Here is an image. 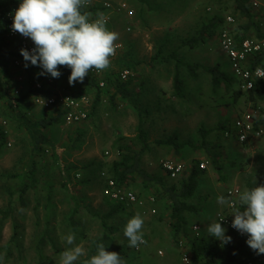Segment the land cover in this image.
<instances>
[{
	"label": "rangeland",
	"instance_id": "rangeland-1",
	"mask_svg": "<svg viewBox=\"0 0 264 264\" xmlns=\"http://www.w3.org/2000/svg\"><path fill=\"white\" fill-rule=\"evenodd\" d=\"M102 1L96 2L101 5ZM111 2L116 7L125 2L128 8L110 13L107 27L119 34L117 41L122 43L125 55L122 61L112 60L109 68L118 70L120 62L131 68L134 72L128 86L131 94L117 93L112 101V88L103 90L95 110L81 125H66L60 121L44 128L27 121L21 126L11 116V108L4 106L2 109L7 118V134L0 148V220L4 211L8 216L0 223V264H60V253L71 247L63 239L70 232L75 234V243L87 253L92 239L103 232L102 215L115 205L102 193L100 173H111L112 162L121 157L119 143L123 144L126 138L136 135L140 121L148 132L151 149L144 155V165L152 172V177L129 182L128 186L136 191L141 202L126 205L113 217L106 218L118 228L115 240L128 246V255L123 258L126 264H180L178 240L173 237L169 224L168 202L159 201L156 192L164 183L177 184L201 160L209 159L210 164L198 176L196 190L189 199L193 209L187 211L186 216L192 236L204 235L221 243L206 231L210 222L218 221L216 213L225 207L217 203V197H226V191L232 185L243 191L264 184V138L242 144L234 137L225 136L220 127L257 107L249 99L248 92L238 91L237 82L231 87L221 85L214 90L210 75L202 67L197 68L194 76L185 65L219 63L230 73L229 59L219 49L215 36L194 45L186 41L198 36L202 26L214 16L222 18L217 31L224 26L228 14L236 17L235 28L244 25L247 20L238 12L236 1ZM260 2V9L252 11L259 24L264 21V0ZM128 11L132 14L129 15ZM101 13L108 12L104 9ZM128 21L131 22V31L125 29ZM235 28L233 31L236 32ZM173 51L177 52L181 63L169 57ZM176 67H179L183 79L181 96L174 93ZM32 74V69L24 65L15 66L9 61L5 68L0 64V80L10 90L18 88L21 93H26ZM258 104L264 108V103ZM20 108L35 121L53 113V110L36 104L33 96L23 99ZM204 132L208 144L220 153L219 163L223 167L220 173L213 168L212 159L202 146ZM40 133L48 141L41 142V149L35 150ZM172 135L179 150L158 142ZM8 141L11 146L7 145ZM168 156L184 160L187 169L176 177L159 176L164 171L159 161ZM78 172L80 176L76 177ZM25 185L28 189L20 197ZM71 195L80 204L75 223L70 218L75 208ZM151 196L156 201L151 203ZM151 206L157 209L156 213L148 212ZM137 212L144 219L142 231L146 243L132 248L123 234L124 225ZM202 216L206 217L205 221L200 220ZM196 223L201 227L198 234L193 229ZM225 229L226 236L235 237ZM48 231L51 239L41 250V262L38 241ZM84 257L76 264H83Z\"/></svg>",
	"mask_w": 264,
	"mask_h": 264
},
{
	"label": "trees",
	"instance_id": "trees-1",
	"mask_svg": "<svg viewBox=\"0 0 264 264\" xmlns=\"http://www.w3.org/2000/svg\"><path fill=\"white\" fill-rule=\"evenodd\" d=\"M238 12L241 13L245 18L246 22L244 25H237L236 36H244L251 29H256L257 34H261V23L259 24L254 20V15L251 12L250 6L247 4L246 0H235ZM13 3L10 0H0V9H6L8 5ZM104 7L99 6H85L82 11L88 12L91 16H95L99 14ZM106 10V9H105ZM222 18L214 16L208 23L204 24L198 34V36L193 37L186 41L187 44L194 45L196 42L200 40H206V38H212L217 33V28L221 25ZM109 23H107L108 25ZM238 27H240L238 29ZM235 28V30H236ZM125 53L120 55L116 60L123 59ZM20 52L15 50L14 41L10 40L6 36V29L4 21L0 16V64L7 68L8 62L11 61L13 64V60L15 57H21ZM169 57L176 59L181 63V60L177 56V52L173 51ZM166 59V57H164ZM122 61V60H121ZM121 66L118 70H115L114 67L108 68L105 73V80L107 82V86L105 88H100L99 86V78L90 70L89 74L85 77L83 82H75L74 86L69 85L68 77L70 76L71 69L66 66H58V70L61 72V76L59 78H55L58 84L65 86L67 89H70L75 94L80 93H93L94 103L91 113L95 110L99 100L100 95L103 90H109V87L112 88V95L110 99L113 101L117 93L127 96L131 94L130 89L128 88L131 79L127 81H121L119 79V70L126 67V64L120 62ZM190 72L195 76L196 70L199 67H202L209 75L211 86L214 90L218 89L221 85H225L226 87H231L235 83V79L233 76L223 69L219 63H215L214 65H202L200 63L196 64H185ZM261 65L264 67V51L257 53L252 61V66ZM129 67V66H127ZM29 87L26 93H21L17 97V106H13L7 103V106L11 108V110L16 109V115L13 116L16 121L23 126L25 123L31 122L33 125H40L44 128L49 127L54 124L60 123L62 121V114L57 113L47 118H41L38 121H35L28 117L25 111H22L20 108V103L23 99L33 96L38 90L33 87V74L32 77L29 78ZM8 86V85H7ZM6 84L0 80V95H7L10 91ZM173 86L174 93L176 95L183 94V79L181 76V72L179 67H176L174 77H173ZM43 91V89L41 90ZM240 91V90H238ZM249 99L253 101L255 106H260L262 109L263 106L258 104L264 101V80L261 83H258L254 89L248 92ZM227 123H222L220 125L221 129L224 130L226 128ZM6 132L5 128L0 126V148L4 145L6 141ZM123 138V137H122ZM126 138V137H125ZM124 139V138H123ZM48 141L44 134H39V138L35 141V150L41 149V142ZM158 142H162L168 145H172L179 150V145L176 142L175 137L172 135L166 140H159ZM119 149L121 152V157L112 162L111 166V175L119 182L126 183L130 180L134 174L141 175L144 179H150L152 175L148 173L144 167L142 166V157L149 149V138L148 132L142 125L140 121L137 126V133L134 137L126 138L125 143H119ZM202 146L206 149L208 155H210L212 159V166L216 170V172L220 173L223 169L222 165L219 163L220 153L216 150V147H211L208 144V141L205 139V132L203 133ZM74 166V165H73ZM75 167V166H74ZM204 172L203 169L199 167V164L193 165L190 173L182 178L177 184L166 185L165 183L161 185V187L156 192V197L160 201L168 202V208L170 210L169 213V224L171 226V230L173 231V237L175 240H179V238L185 241V244L188 246L189 251L191 252V263L190 264H249V261L252 258V253L246 246V244L237 236L232 237V241L228 244L222 245L219 241L214 239H209L204 235L192 236L189 231V220L186 217L187 211H192L193 206L189 203V199L193 195L194 191L197 187L198 176ZM28 189V185H25L21 189L20 197L24 195L26 190ZM75 202V208L71 214V220L75 223V215L77 210L79 209V202L76 197L71 195ZM156 199V198H155ZM110 200V199H109ZM111 201V200H110ZM156 201V200H155ZM114 202V201H112ZM154 202V201H153ZM115 205L113 208L108 211L106 214L102 215V225L103 232L99 237L92 239L91 245L88 248L87 255L84 257L83 261L86 259H90L91 256L96 254V245L98 243H103L106 247V251L116 252L120 254L122 258H125L128 255L127 245L122 242H117L115 240V233L118 228L107 222L108 217H113L119 211L125 209L126 205L120 202H114ZM8 213L6 211L3 212V217L0 220V223L7 218ZM15 236V234H14ZM51 239L50 232L44 233L43 236L38 241V250L39 257L41 262L42 255L41 250L46 245V243ZM57 249V248H56ZM82 261V263H83ZM253 264H260L259 262H254Z\"/></svg>",
	"mask_w": 264,
	"mask_h": 264
},
{
	"label": "clouds",
	"instance_id": "clouds-1",
	"mask_svg": "<svg viewBox=\"0 0 264 264\" xmlns=\"http://www.w3.org/2000/svg\"><path fill=\"white\" fill-rule=\"evenodd\" d=\"M86 3L87 0H21L10 15L13 18L11 30L30 38L35 45L31 51L20 49L25 68L30 62L42 69L38 75L59 78L58 66H66L71 69L68 83L74 86L77 81L83 82L90 70L102 71L110 67L119 34L108 29L103 14L92 18L82 11ZM256 72L258 78H264V70L257 68ZM217 203L233 209L231 227L242 235L247 234L246 243L254 252L264 254V184L238 192L235 201L218 196ZM223 219L210 222L206 231L225 245L232 237L225 235L226 229L219 222ZM143 225L144 219L139 212L127 220L123 234L129 247L139 248L146 243ZM63 239L71 247L60 253V264H76L87 255L86 250L75 243L74 233L70 232ZM96 249V254L83 264H126L120 254L106 251L103 243H98Z\"/></svg>",
	"mask_w": 264,
	"mask_h": 264
},
{
	"label": "built area",
	"instance_id": "built-area-1",
	"mask_svg": "<svg viewBox=\"0 0 264 264\" xmlns=\"http://www.w3.org/2000/svg\"><path fill=\"white\" fill-rule=\"evenodd\" d=\"M97 0H87L85 6H99L104 7L107 10V14H103L107 19V23L110 22V13L117 10L125 11L128 6L125 2H120L117 7L113 5L111 0H103L102 4L99 5ZM21 2V1H20ZM247 4L251 8V12L259 10L261 7L260 0H246ZM19 5L10 4L6 9H0V16L5 24L6 36L8 39L14 41L15 49L20 52L21 48H26L31 51L35 45L30 38L24 37L17 32H13L12 23L13 18L10 13L17 9ZM101 13V12H100ZM92 16L96 18L98 15ZM129 15L132 14L128 11ZM102 14V13H101ZM131 17V16H129ZM236 17L234 15L228 14L225 17L224 26L219 29L215 35L217 44L221 52L229 59L230 74L237 82V89L243 92H249L255 88L258 83H261L264 78H258L256 69L260 68L264 70L261 65L252 66V61L257 53L264 51V21L261 22V34L257 33H246L244 36H236V32L233 31L235 28ZM125 25L126 31H131V22H127ZM117 51L114 57L110 58V61L117 59L123 54V45L120 41L115 42ZM15 66L25 65L23 57H15L13 60ZM28 63V67L32 69L33 73V87L38 90L33 95L34 102L45 109H51L54 115L57 113L62 114V122L66 125H81L83 122L87 121L90 117V112L93 108L94 94L90 93H80L75 94L70 89L65 86L58 84L55 78L50 75H38L42 69L38 66L31 65ZM99 78L100 88H105L107 82L105 80V70L97 71L95 69L91 70ZM134 72L130 67H124L119 70V79L121 81H127L132 78ZM43 89V91H41ZM20 94L18 88L12 89L8 92L6 99L0 95V126L6 128L7 118L3 115L2 109L7 106V103L17 106V97ZM5 132L7 130L5 129ZM224 135L227 137H235L237 141L242 144L249 143L250 141L264 138V109L260 106L255 107L252 110L243 112L241 115L236 116L232 123L226 125L224 129ZM8 146H11V142H7ZM108 153V151H106ZM160 164L163 166L164 170L171 177H176L181 175L186 169V163L182 159L175 157H164L160 159ZM210 160L203 159L199 162V167L201 169H207L209 167ZM80 173H76V177H79ZM101 179L103 181L102 193L105 197L114 202L124 203L127 206H133L141 202L138 194L130 189L125 183H119L111 174L106 171H101ZM240 192V188L237 185L230 186L226 191V198L236 200L237 193ZM150 202L155 201V197H150ZM233 209L228 205L216 213L217 220L224 218L219 221L221 225L227 228L229 231L234 233L238 238H240L248 247L252 253V258L249 264L254 262H259L264 264V254H257L254 252L246 243L248 239L247 234H241L236 229L231 227L232 220L234 217L231 215ZM147 212V211H146ZM148 212L156 213V208L152 207ZM145 213V211H143ZM198 228V229H197ZM193 229L198 234L201 227L199 224L193 225ZM144 238V237H143ZM145 240V238H144ZM143 245V244H142ZM178 245L180 248V264H190L191 263V252L188 246L185 244L183 239L178 240ZM141 246V245H140ZM159 254H163L162 250H158Z\"/></svg>",
	"mask_w": 264,
	"mask_h": 264
},
{
	"label": "crops",
	"instance_id": "crops-1",
	"mask_svg": "<svg viewBox=\"0 0 264 264\" xmlns=\"http://www.w3.org/2000/svg\"><path fill=\"white\" fill-rule=\"evenodd\" d=\"M10 1L13 2V3H11L12 5L15 4V5L18 6V4L20 3L21 0H10ZM254 20H255V19H254ZM255 21H256V20H255ZM256 22H258V21H256ZM258 23H259V22H258ZM250 31H251V32H250ZM250 31H249L250 34H252V33H257V32H256V29H255V30H254V29H251ZM148 87H149V86H147L146 89H148ZM260 103H264V101H262V102H260ZM40 107H41V106H40ZM41 108H42V107H41ZM12 112H13V113H16V109L12 110ZM12 112H11L12 115H16V114H13ZM52 115H54V112H53L50 116H52ZM144 128H145V127H144ZM234 138H235V137H234ZM150 149H151V148H150V143H149V149H148V151H149ZM148 151H147V152H148ZM147 152H146V153H147ZM146 153H145V154H146ZM145 154H144V155H145ZM144 155H143V157H142V166L144 167V169H145L148 173H152V172H150L149 170H147V168H146L145 165H144ZM168 157H173V156H168ZM183 161H184V160H183ZM138 175H139V174H134V176H133L130 180H128L125 184L128 186L129 182H132L133 180H136V181L139 180V179L144 180V178H142V177H139V178H138ZM166 175H167V172L164 170L159 176H162V177H163V176H166ZM168 176H169V175H168ZM130 184H131V183H130ZM130 184H129V185H130ZM128 187H129L130 189H133V188H131L130 186H128ZM133 190H134V189H133ZM134 191H135V190H134ZM135 192H136V191H135ZM142 192H143V190H142ZM144 193H145V192H144ZM151 203H152V202H151ZM150 208H152V206H151ZM156 211H157V209H156ZM186 217H187V216H186ZM187 218H188V217H187ZM205 219H206V217H205V216H204V217L202 216V218H201L200 220H201V221H205ZM200 220H198V221H200ZM196 224H197V223H196ZM194 225H195V224H194ZM178 247H179V245H178ZM175 249H176V248H175ZM178 250H179V253H180V248H178Z\"/></svg>",
	"mask_w": 264,
	"mask_h": 264
}]
</instances>
